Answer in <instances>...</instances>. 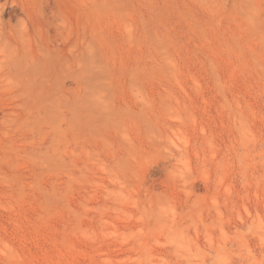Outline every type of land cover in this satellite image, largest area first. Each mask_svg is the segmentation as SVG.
I'll use <instances>...</instances> for the list:
<instances>
[{"label": "rangeland", "instance_id": "obj_1", "mask_svg": "<svg viewBox=\"0 0 264 264\" xmlns=\"http://www.w3.org/2000/svg\"><path fill=\"white\" fill-rule=\"evenodd\" d=\"M0 264H264V0H0Z\"/></svg>", "mask_w": 264, "mask_h": 264}, {"label": "bare ground", "instance_id": "obj_2", "mask_svg": "<svg viewBox=\"0 0 264 264\" xmlns=\"http://www.w3.org/2000/svg\"><path fill=\"white\" fill-rule=\"evenodd\" d=\"M159 176V175H158Z\"/></svg>", "mask_w": 264, "mask_h": 264}]
</instances>
